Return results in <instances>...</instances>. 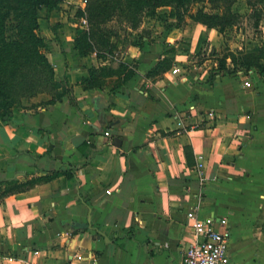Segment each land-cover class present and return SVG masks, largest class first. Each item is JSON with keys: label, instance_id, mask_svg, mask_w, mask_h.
Here are the masks:
<instances>
[{"label": "crops", "instance_id": "obj_1", "mask_svg": "<svg viewBox=\"0 0 264 264\" xmlns=\"http://www.w3.org/2000/svg\"><path fill=\"white\" fill-rule=\"evenodd\" d=\"M66 2L46 16L49 24L63 22ZM161 9L143 19L152 42L121 60L134 69L126 82L112 75L85 88L91 67L118 62L77 55L79 22L52 33L46 57L66 91L52 101L51 93L24 98L0 118V181L72 176L0 199V264H182L194 207L200 217L227 218L232 264H264V73L211 76L204 63L146 77L166 55ZM174 58L178 67L189 63ZM177 117L197 127L177 134Z\"/></svg>", "mask_w": 264, "mask_h": 264}, {"label": "trees", "instance_id": "obj_2", "mask_svg": "<svg viewBox=\"0 0 264 264\" xmlns=\"http://www.w3.org/2000/svg\"><path fill=\"white\" fill-rule=\"evenodd\" d=\"M236 0H85L83 8L76 11L77 17H85L87 28L82 29L73 40V48L79 57L94 54L96 58L113 59L112 39L123 37L131 46H142L143 42H152L148 30L142 28L145 17L160 15V8H168L173 19L171 28H183L188 20L201 24L208 29L223 33L226 29L243 28L246 37L254 38L264 16V0H245L248 12L245 15L234 12L232 6ZM62 0H0V118L11 113V109L22 98H31L39 93H51L52 100L62 93L57 89L62 83L55 78L53 65L43 52L45 42L37 33L40 28L39 10L45 8L46 16L56 9ZM209 2L216 6L218 13L205 12L192 5ZM164 15V13H161ZM55 26L52 27L54 29ZM264 40L258 50H228L217 60L211 76L231 74L236 71L247 73L254 69L264 73ZM172 59L163 56L150 68L145 76L157 77L168 71ZM117 75L126 82L134 75V69L127 63H117L116 69L109 65L91 67L89 77L82 83L85 88L100 86L105 77ZM63 91L66 89L62 87ZM99 115H101L99 113ZM101 122L105 126V120ZM86 145V143H84ZM89 146V145H88ZM189 165H192L189 148L185 147ZM60 174L72 176L71 172H51L24 183L0 181V199L6 195L24 191L33 185L49 181Z\"/></svg>", "mask_w": 264, "mask_h": 264}, {"label": "rangeland", "instance_id": "obj_3", "mask_svg": "<svg viewBox=\"0 0 264 264\" xmlns=\"http://www.w3.org/2000/svg\"><path fill=\"white\" fill-rule=\"evenodd\" d=\"M62 1H67L66 2L67 4L63 5V7L61 6L59 9L62 14L61 19H64L63 22L61 23H55L53 25L49 24V21L48 19H46V15L44 11L41 9L39 10L40 28L38 29L37 33L40 37L43 38L45 42V47L42 49L45 54L46 52L50 51V47L53 45L51 42L55 38L53 37L52 33L56 34V31H58L61 28L73 30V26L75 24H77L76 26L77 28L79 27L78 20L76 18V11L79 8V6L83 3V0H62ZM71 6L73 7L75 6L76 9H74V11L73 10L71 11L72 8ZM191 8L193 11H195L198 8H201L205 12H211V13L219 12L216 6L209 2H199L197 4L192 5ZM168 10H169L168 8L161 9V12L164 13L167 19L164 20L165 32L160 38V41L165 46L162 47V53L166 51L165 56L172 59V64L170 69L175 67L179 63V62H175V58H174V55L178 53V55L186 56V59L184 61L185 63L189 62L186 65V67L185 65H181V67L179 66L180 72H182L183 69L185 72L188 67L196 70L197 68H199V66H202L205 63L206 70L209 71L208 73H211L212 68H214L217 65L218 58H220L224 53H227L228 50L250 52L256 50L258 45L259 47L262 45L263 40H261V34L263 35L264 32L263 31L264 16L260 21L259 31H257L254 38H251V37H246V34L245 32H243L242 27L228 28L223 33H219L218 31L215 30L216 32L211 31V33H209L208 35L207 34L208 28H206L205 26H204L205 29H202L200 27H195L197 23H195L192 20H188L187 24L183 28H176V29H182L181 32L180 30L171 31V27H172L171 24L173 23V19H171ZM232 10L234 12L240 13L241 15L247 14L248 7L246 1L236 0L232 6ZM145 25L147 26V23H145ZM53 26H55V28L52 30ZM184 29L187 30L185 34H184ZM193 32L194 33L198 32L199 35L197 39L194 38L195 37L194 34L191 35V33ZM165 42L167 43L165 44ZM118 45H121V47L117 48ZM112 46H113L112 59L113 60L116 59L117 62H121V60H123V56L125 52H127L128 49L131 47V45L128 42V39L125 42L123 37L113 38ZM110 58L111 57L109 56V54H107V59L105 60H109ZM249 80L251 79L249 78Z\"/></svg>", "mask_w": 264, "mask_h": 264}, {"label": "built area", "instance_id": "obj_4", "mask_svg": "<svg viewBox=\"0 0 264 264\" xmlns=\"http://www.w3.org/2000/svg\"><path fill=\"white\" fill-rule=\"evenodd\" d=\"M83 5H85V0H83ZM78 22L83 29L87 28L85 17H78ZM171 72L179 75V67H173ZM244 85L248 87L250 83L245 81ZM214 115L213 110L206 114L208 119H213ZM196 127L197 124L177 117L175 132L177 134L187 133ZM105 136H109V133L105 132ZM186 217L192 228V241L184 250L182 264H232L228 253L231 234L227 218L221 217L215 221L211 217H200L196 207L191 208ZM77 258L81 259V256Z\"/></svg>", "mask_w": 264, "mask_h": 264}, {"label": "water", "instance_id": "obj_5", "mask_svg": "<svg viewBox=\"0 0 264 264\" xmlns=\"http://www.w3.org/2000/svg\"><path fill=\"white\" fill-rule=\"evenodd\" d=\"M113 144L114 145H120V139L118 137H114L113 138ZM88 222L90 223V217H88ZM98 235H101V233L99 231H97Z\"/></svg>", "mask_w": 264, "mask_h": 264}]
</instances>
